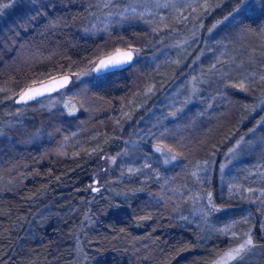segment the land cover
I'll return each mask as SVG.
<instances>
[{"label": "trees", "instance_id": "16d2710c", "mask_svg": "<svg viewBox=\"0 0 264 264\" xmlns=\"http://www.w3.org/2000/svg\"><path fill=\"white\" fill-rule=\"evenodd\" d=\"M117 50L129 64L94 73ZM63 74V89L15 102ZM157 143L175 165L135 174ZM127 152V178L97 173ZM223 158L220 185L216 171L208 184L192 175ZM237 169L245 177L230 181ZM94 179L110 191L91 192ZM188 188L207 196L212 220L182 216ZM261 214L264 0H0V264H211L242 231L263 255L241 264H264Z\"/></svg>", "mask_w": 264, "mask_h": 264}, {"label": "rangeland", "instance_id": "374dc122", "mask_svg": "<svg viewBox=\"0 0 264 264\" xmlns=\"http://www.w3.org/2000/svg\"><path fill=\"white\" fill-rule=\"evenodd\" d=\"M146 9L148 11L151 10V8L150 9L146 8ZM58 76H61V75H58ZM58 76H56V77H58ZM52 78H55V77H50L46 80H41L37 84L42 83V82L47 81V80L52 79ZM33 85H35V84H33ZM181 86H182L181 82L175 84V87L181 88ZM190 86L191 85H188V89H187L188 91L185 95L186 97H184V98L179 97V98L174 100L175 101V102H173V103H175L174 108L177 110V112L184 111L187 104H190L192 102V100H193L192 99L193 98L192 91H191L192 87H190ZM20 93H18L17 95H19ZM55 98H48L47 100H44L45 101L44 105H46L47 107H52L55 103H59V101H60L59 104H61L64 101V99L60 100V98L59 99H55ZM161 101H163V100H161V99L157 100L158 103H160ZM163 103L166 104L164 101H163ZM19 105H24V103L19 104ZM64 110H65V112H68L71 114L76 111L75 106L72 104V100L71 101L67 100ZM169 116H171V115H169ZM259 126H261V125H259ZM242 142H243V137H241L240 140L238 142H236L234 144V146H232V148L230 149L231 153H233L238 146L239 147L242 146ZM149 148L150 149H149V152L147 154L150 156L149 157H146V156L142 157V158H144L141 161V163L143 165H141V167L134 170L135 174L140 173L144 176H149V172H153V175L155 177H157V175L160 173L159 172L160 169L170 168V167L175 165L176 160H177L175 157V154L170 152L163 144L157 143V144L150 146ZM158 148H159V151H157ZM129 152L124 153V154H119V155H117L118 154L117 153L114 155L106 156L104 158L105 163L102 164L98 168L97 173L100 174L101 171H105V170L107 171L108 169H110L112 171L113 168L119 167V170L118 169L113 170L114 173L115 172L119 173L118 174L119 177L116 175L117 176L116 178H119L118 180H121L123 178H127L128 174L132 168L130 160L134 159L136 157L132 154V152L130 154H128ZM117 156H118V158H121V161H119L118 163H116ZM129 157L131 159H129ZM147 160L148 161L150 160V162L152 164H149V165L146 164ZM225 161H226L225 158H223L222 161L219 162L218 167H216V168L214 167L212 162L211 163H208L206 161L197 162L193 166L192 175L194 176V178L196 177V179L201 184L202 183L208 184L212 178L213 173H215V171H216L218 181H219V185H220V183H223L222 178L226 172L225 170L227 169ZM152 165H154V167H152ZM153 168H154V170L152 171ZM245 171L246 170L237 169L231 177H230V175H228V178L230 177V181H236L237 182L239 179H242L243 177H245V176H243L245 174ZM246 176L248 179H250V181H253L254 178H256V180H257L259 177L258 175H254L253 173H251L250 175L246 174ZM93 181H95V179ZM108 184H105V186L103 187V185H99L98 182L96 184L92 183L93 186L90 185L89 190L93 193H96L97 191H99V192H101V191L105 192L107 190L110 191V187ZM230 189H232V188H230ZM187 190H188V196L190 197L191 206L187 209L186 213L183 214L182 216L185 218L187 217L190 220L195 221V222H201L202 221L201 217L203 218V216H205V219H207L209 217V219L212 220V217L216 216V213H214V214L209 213L208 214L207 209H209V207H207V206H208L209 200H208L207 196L201 192L197 193L192 188H188ZM237 193L238 192L235 191L233 193V196L238 195ZM114 194L117 195L116 190L114 191ZM93 195L95 196L96 194H93ZM261 195L262 194H258L257 195L258 198H260ZM238 196H240V195H238ZM250 197L251 198L247 201H248V203H253L252 199L254 196H250ZM258 198H255V199H257V201H258ZM240 199H242L241 196H240ZM254 205L256 207L257 203ZM229 210L231 211V209H229ZM228 213H229L228 210L223 211V214H225V215ZM218 214L221 216L222 213H218ZM261 215L264 216V214H261ZM260 221H261V228H263L264 227V217H261ZM222 227H223L222 228V230H223L224 226H222ZM238 236H236V237H238ZM241 236H242V238H238V239L236 238L237 239L236 242L232 246L227 248L211 264H233V263L241 264V263H247V262L254 261V260H260V258L263 255L262 248L252 246V243H247L249 240L251 241V239L248 236L247 231H242ZM234 240L235 239H233V241ZM237 249H239L238 252L236 251Z\"/></svg>", "mask_w": 264, "mask_h": 264}, {"label": "water", "instance_id": "95a60500", "mask_svg": "<svg viewBox=\"0 0 264 264\" xmlns=\"http://www.w3.org/2000/svg\"><path fill=\"white\" fill-rule=\"evenodd\" d=\"M128 50H124V51H121V52H127ZM117 51L105 56V57H102L100 58L97 63L95 64L94 68H93V71L94 73L96 74H100L102 72H105V71H110V70H120V69H123L124 67H126L129 62L131 61H128L126 63H121V64H115V65H108V66H101L100 64V61L101 60H107L109 56H112V55H115ZM57 81H63V84L62 86L60 85H57L55 82ZM71 82V78L70 76L68 75H61V76H58V77H55V78H52V79H49L47 81H44L42 83H39V84H36V85H33V86H30V87H27L25 88L15 99V102L17 103H25V102H28V101H32V100H35L39 97H42V96H45V95H49V94H52L58 90H61L63 89L64 87L68 86ZM51 86V87H49ZM39 89V92L35 91ZM28 92L29 95L28 96H25L23 100H21V96L24 95V93ZM93 184H96V180L92 182Z\"/></svg>", "mask_w": 264, "mask_h": 264}, {"label": "snow or ice", "instance_id": "6c2138e0", "mask_svg": "<svg viewBox=\"0 0 264 264\" xmlns=\"http://www.w3.org/2000/svg\"><path fill=\"white\" fill-rule=\"evenodd\" d=\"M132 59V52L131 51H127V52H121L119 50H117L115 55L109 56L107 60H101L100 64L101 66H108L110 64L115 65V64H121V63H126L128 61H130ZM57 85L62 86L63 81H57L55 82ZM51 87V86H49ZM37 92H39V89L35 90ZM29 93L26 92L24 93L23 96H21V100L24 99L25 96H28ZM157 151H159V148L157 149ZM247 243H251V241L249 240ZM237 252L239 251V249L236 250Z\"/></svg>", "mask_w": 264, "mask_h": 264}]
</instances>
